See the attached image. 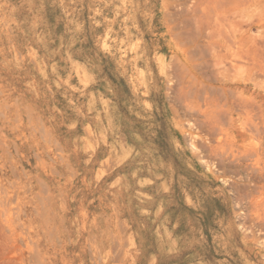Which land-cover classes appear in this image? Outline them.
Wrapping results in <instances>:
<instances>
[{
    "label": "rangeland",
    "instance_id": "374dc122",
    "mask_svg": "<svg viewBox=\"0 0 264 264\" xmlns=\"http://www.w3.org/2000/svg\"><path fill=\"white\" fill-rule=\"evenodd\" d=\"M0 264H264V0H0Z\"/></svg>",
    "mask_w": 264,
    "mask_h": 264
}]
</instances>
